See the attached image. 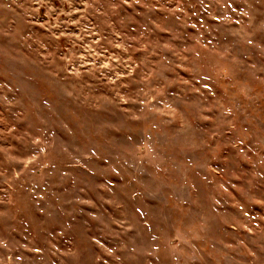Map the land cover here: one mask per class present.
Instances as JSON below:
<instances>
[{
  "label": "rangeland",
  "instance_id": "1",
  "mask_svg": "<svg viewBox=\"0 0 264 264\" xmlns=\"http://www.w3.org/2000/svg\"><path fill=\"white\" fill-rule=\"evenodd\" d=\"M0 264H264V0H0Z\"/></svg>",
  "mask_w": 264,
  "mask_h": 264
}]
</instances>
